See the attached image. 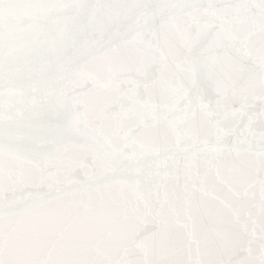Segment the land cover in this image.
I'll list each match as a JSON object with an SVG mask.
<instances>
[{"label": "snow or ice", "instance_id": "obj_1", "mask_svg": "<svg viewBox=\"0 0 264 264\" xmlns=\"http://www.w3.org/2000/svg\"><path fill=\"white\" fill-rule=\"evenodd\" d=\"M0 264H264V0H0Z\"/></svg>", "mask_w": 264, "mask_h": 264}]
</instances>
